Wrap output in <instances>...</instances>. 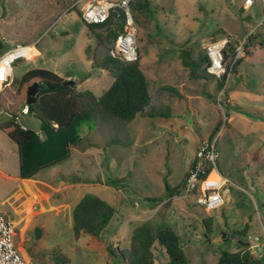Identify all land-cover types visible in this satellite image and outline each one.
I'll use <instances>...</instances> for the list:
<instances>
[{
	"label": "rangeland",
	"instance_id": "374dc122",
	"mask_svg": "<svg viewBox=\"0 0 264 264\" xmlns=\"http://www.w3.org/2000/svg\"><path fill=\"white\" fill-rule=\"evenodd\" d=\"M89 1L96 0H0V53L18 43L37 49L32 58L11 65L0 89V123L13 115L25 128L40 131L37 118L22 114L25 104L14 108L17 98L9 88L31 68L54 71L76 81V90L96 96L111 84L94 60L108 55L114 42L98 44L77 13ZM243 4L149 0V9H135L138 64L151 98L145 111L154 107L167 117L145 111L130 121L98 117L92 130L83 128L85 140L67 159L24 179L18 175L16 145L0 131V212L12 221L13 246L23 260L124 264L109 257L105 246L127 248L131 231L143 222L177 232L188 264H214L220 250H236L238 239L255 244V235L264 238V23L258 22L259 0L249 9ZM223 38L243 43L241 62L232 66L234 56L228 57L232 69L224 80L203 75L204 66L197 71L201 77H192L180 52L187 49L197 61L209 43ZM218 122L216 164L228 179L220 191L223 205L205 210L183 190L166 196L164 185H177L186 176L197 145ZM85 193L104 199L115 213L98 237L74 238L71 210ZM146 197L164 200L154 205ZM206 217L212 219L208 233ZM245 224L248 234H236ZM153 251L154 264H165L164 250L155 244Z\"/></svg>",
	"mask_w": 264,
	"mask_h": 264
},
{
	"label": "trees",
	"instance_id": "16d2710c",
	"mask_svg": "<svg viewBox=\"0 0 264 264\" xmlns=\"http://www.w3.org/2000/svg\"><path fill=\"white\" fill-rule=\"evenodd\" d=\"M142 8H150L149 0H133L131 3L133 17L135 9ZM77 13L80 16V11ZM123 23V12L116 8L110 12L106 22L86 25L89 34L94 36L96 42L103 44L106 41L114 42L123 28ZM228 49L225 54L227 65L225 72L232 69L227 62L228 57L231 56ZM180 58L182 65L189 70L192 77H201L197 73L201 66H204L202 74L205 75L208 63L206 54L199 56L197 61H193L189 51L185 49L180 52ZM138 60L126 62L112 58L109 54L100 62L94 60L95 67L105 69L112 77L111 84L98 96L89 90H76V81L67 80L54 71L44 68H31L18 79L11 80L9 88L16 94L17 99L14 103L16 109L20 105H26L27 87L32 83L39 85L35 102L27 105V114L39 120L40 131L23 128L13 115L0 123V131L16 145L19 177L31 178L40 170L67 159L71 149L81 145L85 140L83 128L86 126L88 131L92 130L96 118L130 121L137 114H143L151 98L147 78L140 69ZM240 62L241 58H238L232 66ZM225 77V73L221 75L222 80ZM145 112L149 117L168 116L164 110L154 107H150ZM219 127L220 122L214 126L209 139L214 137ZM192 163L193 161L189 167ZM186 176L177 185L165 184L166 196L179 195L184 187ZM112 183L116 184V181L113 180ZM146 200L154 202L155 205L164 199L146 197ZM114 213L115 208L104 199L92 193L83 194L71 210L74 238H78L81 233L98 237L111 221ZM202 224L205 227V233L211 232V217L203 218ZM236 234L246 236L248 224L237 230ZM155 244H158L166 253L165 264H188L180 236L169 225L154 228L147 222H143L133 228L127 248L106 245L105 249L109 257L117 258L124 264H154ZM248 246V242L238 239L236 250H220L214 264H264V258L253 255Z\"/></svg>",
	"mask_w": 264,
	"mask_h": 264
},
{
	"label": "built area",
	"instance_id": "2783aa9c",
	"mask_svg": "<svg viewBox=\"0 0 264 264\" xmlns=\"http://www.w3.org/2000/svg\"><path fill=\"white\" fill-rule=\"evenodd\" d=\"M133 0H96L89 1L80 13V18L85 24H101L107 21L110 12L118 8L123 12L124 23L122 30L117 34L112 48L108 54L126 62H134L139 58L136 43V25L131 9ZM256 0H244L243 6L251 8ZM261 4V17L259 24L264 23V0ZM253 29H249V33ZM229 48L234 56L233 62L243 55V43L231 45L226 38L209 43L205 48L208 58L206 72L209 75L221 77L227 69L225 54ZM34 43H18L0 53V88L10 78L11 65L19 59L27 60L35 54ZM231 68V66H230ZM22 114H27V104L21 109ZM215 137L202 140L196 147L193 163L188 169L183 192L185 195L193 194L196 203L205 210L220 208L223 203L221 189L227 184L228 179L217 169ZM12 221L0 212V264H34L31 260H23L16 252L12 241ZM250 238V236H249ZM257 240V239H255ZM260 246V253L255 249ZM250 251L258 258H264V243H249Z\"/></svg>",
	"mask_w": 264,
	"mask_h": 264
},
{
	"label": "water",
	"instance_id": "95a60500",
	"mask_svg": "<svg viewBox=\"0 0 264 264\" xmlns=\"http://www.w3.org/2000/svg\"><path fill=\"white\" fill-rule=\"evenodd\" d=\"M227 51L230 52L231 50L228 49ZM38 89H39L38 83H32L27 87V90H26V104L27 105L35 102V95Z\"/></svg>",
	"mask_w": 264,
	"mask_h": 264
},
{
	"label": "crops",
	"instance_id": "0c3cea01",
	"mask_svg": "<svg viewBox=\"0 0 264 264\" xmlns=\"http://www.w3.org/2000/svg\"><path fill=\"white\" fill-rule=\"evenodd\" d=\"M23 128H25L23 125H21ZM132 232V231H131ZM248 236H251V235H248ZM254 239H257V243L259 244V245H262L263 243H264V238L263 239H261V238H259L257 235H255V237H254ZM249 242V241H248ZM250 243V242H249Z\"/></svg>",
	"mask_w": 264,
	"mask_h": 264
}]
</instances>
